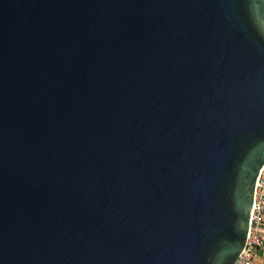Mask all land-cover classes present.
<instances>
[{"label":"water","instance_id":"water-1","mask_svg":"<svg viewBox=\"0 0 264 264\" xmlns=\"http://www.w3.org/2000/svg\"><path fill=\"white\" fill-rule=\"evenodd\" d=\"M264 164V0H0V264H233Z\"/></svg>","mask_w":264,"mask_h":264},{"label":"built area","instance_id":"built-area-1","mask_svg":"<svg viewBox=\"0 0 264 264\" xmlns=\"http://www.w3.org/2000/svg\"><path fill=\"white\" fill-rule=\"evenodd\" d=\"M264 245V164L255 181L245 244L233 264H254L255 254Z\"/></svg>","mask_w":264,"mask_h":264},{"label":"rangeland","instance_id":"rangeland-1","mask_svg":"<svg viewBox=\"0 0 264 264\" xmlns=\"http://www.w3.org/2000/svg\"><path fill=\"white\" fill-rule=\"evenodd\" d=\"M263 248V247H262ZM262 253H263V249H261V252L260 251H257L256 254H255V262L254 264L258 261L259 264H264L263 260H262Z\"/></svg>","mask_w":264,"mask_h":264},{"label":"trees","instance_id":"trees-1","mask_svg":"<svg viewBox=\"0 0 264 264\" xmlns=\"http://www.w3.org/2000/svg\"><path fill=\"white\" fill-rule=\"evenodd\" d=\"M261 249H263V253H262V260H263V262H264V245H263V248L261 247V248H259L258 249V251H260L261 252Z\"/></svg>","mask_w":264,"mask_h":264},{"label":"crops","instance_id":"crops-1","mask_svg":"<svg viewBox=\"0 0 264 264\" xmlns=\"http://www.w3.org/2000/svg\"><path fill=\"white\" fill-rule=\"evenodd\" d=\"M255 264H259V262L257 261Z\"/></svg>","mask_w":264,"mask_h":264}]
</instances>
